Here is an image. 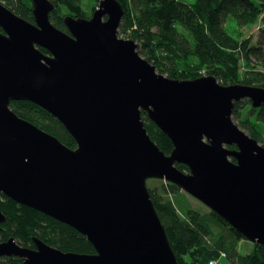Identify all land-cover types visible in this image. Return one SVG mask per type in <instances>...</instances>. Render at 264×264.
I'll use <instances>...</instances> for the list:
<instances>
[{"label":"water","instance_id":"obj_1","mask_svg":"<svg viewBox=\"0 0 264 264\" xmlns=\"http://www.w3.org/2000/svg\"><path fill=\"white\" fill-rule=\"evenodd\" d=\"M31 3L34 22L0 2V192L75 228L95 253L66 252L38 237L31 248L11 237L0 241V257L179 264L152 178L176 184L264 245V145L233 119L236 101L264 105V87L159 72L134 39L119 36V0H100L90 18L66 15L68 31L52 22L51 0ZM12 100L53 114L77 147L20 117ZM143 110L171 140L170 153L151 138Z\"/></svg>","mask_w":264,"mask_h":264},{"label":"trees","instance_id":"obj_2","mask_svg":"<svg viewBox=\"0 0 264 264\" xmlns=\"http://www.w3.org/2000/svg\"><path fill=\"white\" fill-rule=\"evenodd\" d=\"M51 1L55 8L50 18L65 31H68L63 20L66 15L90 18L95 4L100 2L94 0L91 13L84 9V0ZM119 1L124 7L120 35L134 39L140 53L159 72L175 79L214 75L225 85L264 87V0ZM5 5L34 22L31 0H11ZM260 19L263 27L253 44L250 37L242 36L241 27L254 26ZM230 25L233 33L228 30ZM40 49L49 54L46 49ZM10 107L70 148L77 147L64 124L41 106L28 100H12ZM233 116L250 136L260 143L264 141V105L253 107L247 98L236 101ZM142 118L151 138L170 153L173 144L169 137L144 110ZM177 166L189 171L185 164ZM181 190L176 184L163 180L161 186L149 187L179 264H206V256L212 251L224 252L235 264H264L263 244L253 243L250 252L242 253L239 242L246 238L216 212H201L192 207L184 196L176 194ZM0 209L7 218L0 225V241L14 237L19 244L34 248L33 237H38L66 252H95L92 243L75 228L16 202L2 192ZM0 264H23V259L0 258Z\"/></svg>","mask_w":264,"mask_h":264},{"label":"rangeland","instance_id":"obj_3","mask_svg":"<svg viewBox=\"0 0 264 264\" xmlns=\"http://www.w3.org/2000/svg\"><path fill=\"white\" fill-rule=\"evenodd\" d=\"M2 3H5V4H9L10 3V1L11 0H0ZM189 1H194V0H189ZM84 2L85 3H83L84 4V9L88 12V11H92L93 10V5L95 4V2H94V0H84ZM32 4V3H31ZM95 6L97 7L98 6V3H96L95 4ZM93 12V11H92ZM91 12V13H92ZM262 22H263V20L262 19H260L258 22H257V24L256 25H254V26H250V27H241L242 29H241V31H242V36L243 37H250L251 39H252V43L253 44H256V42H257V40H258V38H259V32H260V30H261V27H263V24H262ZM234 23H232V25H233ZM232 27L233 26H229L228 27V30L231 32V33H233L232 31ZM119 36L120 37H122V38H126L125 36H121L120 35V33H119ZM140 52V51H139ZM141 54V53H140ZM142 55V54H141ZM143 56V55H142ZM144 57V56H143ZM233 119H234V121L238 124V120H236L235 118H234V116H233ZM263 144H264V141L262 142ZM164 182H165V180H163ZM147 184H148V186L149 187H152V188H155V187H157V186H161V184H162V179H149L148 181H147ZM178 196H184L188 201H189V203H190V205L192 206V207H194V208H196V209H198L199 211H201V212H208V211H210L211 209L208 207V206H206L203 202H201L199 199H197V198H195L194 196H192V195H189L188 193H186L185 191H183V190H181V191H179V192H177L176 193ZM176 194H174V196L176 195ZM178 199H181L180 197H178ZM5 223V222H4ZM4 223H0V225L1 224H4ZM1 227V226H0ZM2 229V227L0 228V230ZM243 240V242H245L246 244H252V246L254 247V245H253V243L254 242H251V241H249V240H247V239H242ZM7 241V240H6ZM253 247H252V249H253ZM240 249V251L242 252V253H246V248H245V246L244 247H240L239 248ZM225 257H227V256H225ZM2 258H4V257H2ZM206 258L207 259H209V255H207L206 256ZM20 259H22V258H20ZM217 259H220V256H218V258ZM234 263V262H233Z\"/></svg>","mask_w":264,"mask_h":264},{"label":"crops","instance_id":"obj_4","mask_svg":"<svg viewBox=\"0 0 264 264\" xmlns=\"http://www.w3.org/2000/svg\"><path fill=\"white\" fill-rule=\"evenodd\" d=\"M246 248V253L247 252H250L252 250V244H246L245 242H243V240H241L239 242V248L240 247H244ZM218 256H220V252L219 251H212L211 252V255H209V259L206 258V262L208 260H212L214 258H218ZM218 264H235L232 262V260H230L228 257H221L220 256V259H218Z\"/></svg>","mask_w":264,"mask_h":264},{"label":"bare ground","instance_id":"obj_5","mask_svg":"<svg viewBox=\"0 0 264 264\" xmlns=\"http://www.w3.org/2000/svg\"><path fill=\"white\" fill-rule=\"evenodd\" d=\"M204 76V75H203ZM201 77V76H200ZM172 151V150H171ZM156 179V178H155ZM162 180H164V179H162ZM165 181H167V180H165ZM149 187V186H148ZM183 190V189H182ZM184 191V190H183ZM186 192V191H185ZM187 193V192H186ZM4 194V193H3ZM189 194V193H188ZM189 195H191V194H189ZM207 206V205H206ZM211 209V208H210ZM3 213V212H2ZM4 214V213H3ZM6 220H7V218H6ZM6 222V221H5ZM35 248V247H34ZM95 253V252H94ZM223 253L224 252H220V256L221 257H225L226 256V254L225 255H223ZM5 257H14V256H4V258ZM0 258H2V257H0ZM211 261H216V264H218V259L217 258H214V259H212V260H208L207 262H206V264H211ZM204 264V263H203Z\"/></svg>","mask_w":264,"mask_h":264},{"label":"built area","instance_id":"obj_6","mask_svg":"<svg viewBox=\"0 0 264 264\" xmlns=\"http://www.w3.org/2000/svg\"><path fill=\"white\" fill-rule=\"evenodd\" d=\"M223 255H225V254L223 253ZM211 264H216V261H211Z\"/></svg>","mask_w":264,"mask_h":264}]
</instances>
